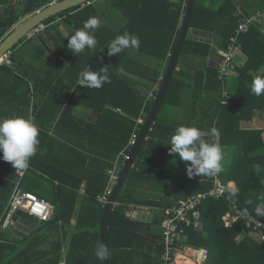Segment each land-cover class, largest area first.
Segmentation results:
<instances>
[{
    "label": "trees",
    "instance_id": "obj_1",
    "mask_svg": "<svg viewBox=\"0 0 264 264\" xmlns=\"http://www.w3.org/2000/svg\"><path fill=\"white\" fill-rule=\"evenodd\" d=\"M53 1L57 0H30L21 15L14 10L0 14V42L22 17L35 14ZM115 1L120 6L126 4L132 12L133 19L129 27L133 31L139 33L142 28L151 31L153 28L157 30L155 33H161L159 36L162 37L157 36L150 42L140 40L142 48H138L153 55L156 60L154 68H132V64L129 65L125 58V52L129 48L116 56H108L109 42L121 34L106 30L103 17L94 5L76 7L50 18L44 23V34L50 37L49 40L36 38L27 42L37 57L48 54L49 49L53 51L51 59L47 61L51 67L45 74V80L34 82L36 101L33 118L39 128V144L36 155L30 159L28 172L36 173L54 185L55 215L52 221L44 223L34 234L24 239L2 234L0 264H61L63 246L67 240L70 246L66 264H104L103 259L95 255L97 246L101 244L100 221L105 207L98 199L109 186V172L114 169L118 158L121 160L124 156H129L132 136L135 133L138 135L142 126L138 121L146 119L157 95V91H154L153 98L149 101L151 89L125 76L122 71L131 70L132 74L152 83L159 82L176 44L188 2L174 0L171 4L170 0H142L143 3H140L141 0ZM236 3L242 7L245 16L236 15ZM258 12L264 13V0H197L192 27L212 33L215 46L224 50L236 34L240 21ZM90 17H99L102 21V27L97 28L94 33L98 44L95 50L86 48L74 55L67 48L68 39L56 21L61 19L70 33H74L83 28L84 22ZM152 19L157 22L153 27L147 25ZM160 22L163 24L161 30L157 25ZM49 41L53 48L48 49ZM240 41L249 60L238 70L236 90L228 95V99L223 98V91H227L229 77L225 82L220 81L218 68H208L205 72L194 69L193 73L182 69L176 71L162 112L140 151L122 192L123 196L137 200L141 206L166 208L170 203L213 189L212 176L189 178L186 162L178 154H169L170 138L180 124L164 118L163 111L181 106L185 93L192 90V110L197 114L191 126L209 133L215 126L219 130L222 146H234L237 157L229 164L221 163V179L227 188L226 196L203 202L200 207L202 227L199 230L187 227L186 240H182L179 245L206 249L207 256L203 264H264V242L254 238L252 231L241 220L230 227H226L223 220L236 205L240 210H247L249 215L264 222V216L255 213L256 206L264 204V140L261 131L244 130L240 126L241 122L251 121L256 110L264 109V93L257 96L251 91L253 79L257 76L264 77V33L260 26L255 25L240 37ZM17 48L18 45L11 51L10 59L16 64L13 52ZM213 54H217L214 46L188 39L181 61L195 58L205 60ZM15 66L21 69V64ZM88 66L93 71L107 66L111 82L99 89L79 86V73ZM5 73L12 71L7 67L0 69V97L7 100V104H0V108L7 107L14 112L20 106L30 105L31 89L28 83L27 89L19 93L16 84L6 83ZM65 89L63 96L67 103L60 98ZM205 95L211 104L209 109L199 106ZM22 97L26 101H22ZM76 106L92 111L97 115V120L88 122L77 117L74 115ZM12 112L10 115L1 114L0 117H12ZM23 117L30 118L27 115ZM56 119L55 137H52L45 126L46 122ZM203 139L211 142L210 138ZM18 171L0 158V218L18 181ZM232 183L234 190L228 189ZM22 187L30 191L23 185ZM82 188H85V192L77 223L73 226ZM230 196L235 199V203L229 199ZM248 200L252 203L247 204ZM118 202L123 205L132 204L127 198ZM125 214L124 206L115 207L111 214L109 246L112 264H162L165 248L158 228L162 216L155 222L144 223L133 221ZM50 236L55 238L51 249H40L45 238ZM187 264L195 263L188 260Z\"/></svg>",
    "mask_w": 264,
    "mask_h": 264
},
{
    "label": "crops",
    "instance_id": "obj_2",
    "mask_svg": "<svg viewBox=\"0 0 264 264\" xmlns=\"http://www.w3.org/2000/svg\"><path fill=\"white\" fill-rule=\"evenodd\" d=\"M29 1L30 0H0V14H5L9 10H14L15 12H17L18 15H21L22 12L25 10L26 6L28 5ZM57 1H53L52 3H55ZM52 3H50L49 5H51ZM140 3H143L142 0ZM170 3L173 4L174 0H170ZM133 4H135V3H133ZM236 4L238 7V11H237L236 15H241V14L244 15L242 7L238 3H236ZM49 5L44 6L39 11L45 9ZM91 5H94L98 9L100 14L102 15V17H103L102 20L105 22V25L107 27L106 30L111 31L114 34L123 35L125 32H128L130 34L137 35L141 41H147V42H150V40H155L157 38V36H159V34H161V33H159V34L155 33V32H157V30H153V28H152V31H151V29L142 28L139 33H137L136 31H133L132 27H129L131 25V20L133 19L132 12L130 11V9L127 8L126 4H121V6H120L119 2H116L115 0H96V1H93L91 3ZM160 6H162V5H160ZM83 7H85V6H83ZM19 8H20V10H19ZM31 16L22 17L20 19V22L15 26V28L18 27L21 23H23L26 19L30 18ZM242 20H244V18ZM144 21H143V23H144ZM241 21H240V23H241ZM57 22L60 25V27H59L60 30L65 35V37H67V39L70 35L74 34L72 32L70 33V30H68V28L64 24H62L61 19H58ZM156 23H157L156 19H152L147 23V25H152V27H153V25ZM157 25H159L158 28H159V30H161L160 27L163 26V24L160 22V24H157ZM258 26H261V25H258ZM41 27H39L40 31L37 34H35L33 36L29 35L27 38L24 39L23 43H19L18 48L13 52V56L15 57L17 64H21L20 70H19V67L17 68V66H15L17 64L14 61L10 60L11 59V53L5 58V62L0 65V69L2 67H7L12 71V73H5V76L7 78L6 83L7 84H12V83L16 84L17 87L19 88V91H18L19 93H23L27 89L26 83H28V86L31 89V94L29 95V99H30L31 103L28 106H24V107L20 106L19 109L17 108V110H15L14 112L9 110L7 107L0 108V116H2L1 114H5V113L10 115V113L12 112L13 116H16V115L25 116V115H27L28 117L33 118L35 101H36V99H35L36 95L34 92V82L41 81L43 79L45 80V74L47 73V70H49L51 67L50 62L48 63L47 61L49 60V58L51 59V53L53 52L51 49H49V48H53L52 43L50 41H49L50 47H48L50 54L48 53L46 55H43L42 57H41V55L39 57H37L34 49H31L27 45V42L34 40L36 38L39 40L40 39L41 40H47V39L49 40L50 37L48 35L44 34L46 26L43 25L42 29H41ZM192 29L197 30L193 27H192ZM197 31H199L200 34L192 36L189 39L192 41H195V42L206 43V44H209L206 42V40H212L213 43L210 45L214 46V49L217 51V54H213L212 56H209L205 60H201V59L199 60V59L195 58L192 60L188 59L185 61H181V59H180L177 70L182 69L183 71H186V72L188 70H190V72L193 73L194 69L198 70V71L205 72L208 68H214V69L218 68V63L220 61L218 51L220 50V48L215 46L213 34L209 33V32H205V31H201V30H197ZM159 37H162V36H159ZM195 38L198 40H195ZM140 48H142V43L140 44ZM54 57H55V55H53V58ZM59 58H60V56H59ZM125 58L129 61V65L132 64L130 66H132V68H134L136 70H139L138 69L139 67L154 68L156 66V60L153 58V55L147 53L145 50L129 48L125 52ZM248 60H249L248 56L244 53V51L242 49V51L236 56V59H235L236 70H235L234 74L231 77H229V79L227 81V94L228 95L236 90L237 79H238V70L243 68L248 63ZM8 63H10V64H8ZM189 67L193 70H191ZM164 72H165V70L162 72L158 83H152L151 81L146 80V79H144L138 75L132 74L133 71H131V70H123L122 74L131 78L135 82L140 83V85L142 84L144 86L149 87L151 90H150L148 100L150 101L153 98L152 93H154V91H158V88H159L160 83H161V78L163 77ZM19 79H23V80H19ZM65 92H66V89L60 94V98H61L62 102L67 103V100H65V98L63 96V94ZM207 97L208 96L205 95L204 99L200 100V103H202V104H199V106H201L202 109H209V107L211 106L209 98H207ZM5 99L6 98H2V96H1L0 97V104H4V103L7 104V100H5ZM21 100L26 101L24 97H22ZM37 101H39V100H37ZM23 111L25 114L23 113ZM48 112H50V111H48ZM161 112H162V110H161ZM196 114L197 113L192 110V90H188L187 93H185L184 100H183L181 106H179L177 108H172V109L167 108L165 111H163V117L166 118L168 121H170L172 123H178L180 125H185V126H191L192 125V120L195 118ZM74 115H76L77 117H80L81 119H85L88 122H95L97 120V115H95V113H93L90 110H87L86 108H84L82 106H76L75 107ZM56 122H57V119L54 121L46 122V126H45L46 131L48 130L49 135L52 137H55L54 129H55ZM240 126L244 130L261 131L262 132V139L264 140V109L263 110H256L253 119L251 121L241 122ZM201 132H202V138H210L211 142H212L213 137L210 135L209 132H205L202 130H201ZM220 138H221V136H220ZM221 146H222V144H221ZM0 154H2V153H0ZM222 156H223V158H222L221 163L229 164L232 161H234L235 157H236L235 147L234 146H226V147L222 146ZM118 160L122 164L125 163V161L123 163V161H122L123 159L120 160V157L118 158ZM228 189L234 190L235 189L234 184L233 183L230 184ZM84 192H85V188H82L81 197L79 199L78 206L76 208V213H75L74 219L72 221L73 226H75L77 223L80 204L82 202ZM142 206L145 207L146 205H142ZM136 207H137V205H135L133 203L128 204V205L127 204L124 205V208L126 209L125 215L133 221L152 223V222H155V220L160 216V215H157L156 211H150V210H147V208L136 209ZM6 208H7V206L3 210V214L0 218V221L2 220V218L5 214ZM41 225H43V224H40L39 227ZM38 228L35 231H37ZM158 228L160 230V225ZM35 231H33L31 234H34ZM160 232H161V230H160ZM2 234H4L6 237H8V235H9L6 232H3V233H0V237L2 236ZM60 234H62V231H60ZM51 238L52 237H50L48 239H51ZM60 238L62 239L63 235H61ZM45 239H47V238H45ZM67 242H68V245L66 247L67 250L63 246V260H62L61 264H66V255H67V252H68L69 246H70L69 240H67ZM46 244L47 243L43 244L40 247V249L43 248L44 251H48L49 249H51V247H52L51 243H48L50 246L49 249L45 248ZM64 245H66V244H64ZM188 248H195L194 250H196V251L199 250L198 253L200 256V251L202 250L201 248L185 246V251L181 254V257L183 259L179 260L176 264H187L188 260H190L194 263L196 262L197 264H201V263H199V261L197 262L194 258H192V257H195V256H193L192 253L186 251V249H188ZM206 252H207V250H206ZM185 253L192 254V255H190L191 258L190 259L189 258L184 259ZM196 256H197V254H196ZM206 256H207V253H205V255L202 259L203 263H204Z\"/></svg>",
    "mask_w": 264,
    "mask_h": 264
},
{
    "label": "clouds",
    "instance_id": "obj_3",
    "mask_svg": "<svg viewBox=\"0 0 264 264\" xmlns=\"http://www.w3.org/2000/svg\"><path fill=\"white\" fill-rule=\"evenodd\" d=\"M102 27L99 17L88 18L83 28L75 30L68 37L67 48L75 55L83 52L86 48L95 50L98 41L94 35L95 30ZM140 39L137 35L125 32L116 36L107 46L108 56H116L125 49H138ZM108 67H101L93 71L88 66L79 73L77 83L88 89H99L105 83H110ZM251 91L259 96L264 93V77L257 76L251 84ZM210 135L218 138L219 130L213 126ZM39 128L34 118L23 116L0 117V153L2 160L9 162L15 170H26L30 159L36 155L39 144ZM169 154H178V157L186 162L187 175L212 176L221 171L222 146L217 142H208L202 138V132L195 126L178 125L170 138ZM235 203L233 197H229ZM251 204L252 201H246ZM255 213L264 216V204L257 205ZM95 255L99 259H106L109 255L104 244H99Z\"/></svg>",
    "mask_w": 264,
    "mask_h": 264
},
{
    "label": "built area",
    "instance_id": "obj_4",
    "mask_svg": "<svg viewBox=\"0 0 264 264\" xmlns=\"http://www.w3.org/2000/svg\"><path fill=\"white\" fill-rule=\"evenodd\" d=\"M188 1V0H187ZM264 21V13L258 12L255 15L244 18V22L239 24L236 30V34L230 40L227 48L219 50L218 55L220 61L218 63V74L219 80L225 82L226 78L231 77L236 70V56L242 51L243 45L240 41V37L246 34L252 26L261 25ZM43 26L41 27V29ZM39 28L30 33L33 36L39 32ZM5 62V59L0 62V65ZM10 64V63H8ZM223 98L228 99L229 96L227 91H223ZM225 103V101H224ZM143 120L138 121L139 125L143 124ZM137 134L132 136L130 146L132 147L137 139ZM212 142H217L221 145L220 135L218 138H212ZM128 156H124V161ZM123 164L118 160L115 167L110 171V182L105 193L99 197V202L106 206L109 202V198L113 193V188L118 181L121 173ZM30 166L28 167V169ZM28 169L19 170L17 172L18 181L8 202L5 214L0 221V232H8L14 225V218L16 214L21 211L29 215L30 217L36 218L40 224L49 223L55 215L54 205L40 197L31 191L25 190L23 180L28 173ZM214 181V187L207 193H200L190 198L175 202L166 208H160L157 206H141L137 205L136 209L147 208L150 211H156L157 215L162 216V222L160 224V230L163 237V243L165 253L163 255L162 264H176L184 252L185 247L179 246L182 240H186L185 229L187 227H194L199 230L202 227L201 211L200 207L204 201L210 198L220 199L226 196L227 188L222 182L221 171L212 175ZM123 204L117 202L114 206L121 207ZM26 207V208H25ZM139 211V210H138ZM226 227H230L234 222L241 220L245 223L246 228L252 231L254 238L264 242V222L257 219L256 217L249 215L247 210H240L236 205L232 208V212L228 213L224 218ZM196 261H199V253L195 256Z\"/></svg>",
    "mask_w": 264,
    "mask_h": 264
},
{
    "label": "water",
    "instance_id": "obj_5",
    "mask_svg": "<svg viewBox=\"0 0 264 264\" xmlns=\"http://www.w3.org/2000/svg\"><path fill=\"white\" fill-rule=\"evenodd\" d=\"M93 1L94 0H61L52 3L41 11L36 12L18 27H16L5 39H3V41L0 42V62H2L22 40L27 38L33 31L43 26L44 23L50 18L56 17L59 14L67 12L76 7L91 5ZM196 3L197 0H188L187 2L186 12L181 19L179 35L170 55L164 75L161 78V83L154 99L153 106L141 126L137 139L129 152L128 158L125 160V163L122 166L121 173L117 183L113 188V193L109 198V202L104 207L100 221V236L101 244L106 246L109 253L107 258L103 259L104 264H112L109 246V227L114 206L119 200L125 198L129 199L131 203L139 205L137 200L123 196V189L128 181L131 171L134 168L137 157L145 142L148 140L149 134L153 129V126L155 125L157 118L164 106L181 56L183 54L185 44L190 37L200 34L199 31L192 29ZM241 22H244V20ZM260 29L264 33V21L261 24ZM195 40L198 39L195 38ZM206 42L209 44L213 43L212 40H206ZM23 186L29 189L32 193L37 194L52 203L56 202V195L52 182L36 173L28 172L23 180ZM170 204L172 205L174 203ZM39 225L40 223L36 218L30 217L26 213L19 211L14 218V225L12 226L10 232L13 237L24 239L33 231H35ZM205 253H207L206 249H202L200 251L199 257L201 261Z\"/></svg>",
    "mask_w": 264,
    "mask_h": 264
},
{
    "label": "rangeland",
    "instance_id": "obj_6",
    "mask_svg": "<svg viewBox=\"0 0 264 264\" xmlns=\"http://www.w3.org/2000/svg\"><path fill=\"white\" fill-rule=\"evenodd\" d=\"M19 10H20V8H19ZM56 23H58L57 21H56ZM123 161V160H122ZM26 208V207H25ZM7 234H9V235H11L10 233V231H8V232H6ZM51 237V236H50ZM50 237H48V238H50ZM45 239V243H47L46 245H45V248H47V249H49L50 248V246H49V244L48 243H53L54 241H55V238L54 237H52L51 239ZM44 243V244H45ZM64 244H66V245H64V247L66 248L67 247V245H68V242H66V243H64ZM43 249V248H42ZM66 250H67V248H66ZM185 251V250H184ZM191 252H193L192 250H190V253ZM197 252L198 251H196V250H194V252L192 253L193 254V256H195V253L197 254ZM192 254H188V253H185V258L184 259H190L191 257H190V255H192ZM192 258H194L195 259V257H192ZM196 260V259H195ZM199 263H203V261H201V259H200V257H199ZM195 264H197L196 262H195Z\"/></svg>",
    "mask_w": 264,
    "mask_h": 264
},
{
    "label": "bare ground",
    "instance_id": "obj_7",
    "mask_svg": "<svg viewBox=\"0 0 264 264\" xmlns=\"http://www.w3.org/2000/svg\"><path fill=\"white\" fill-rule=\"evenodd\" d=\"M190 250H192L193 252H194V249L193 248H188V249H186V251L187 252H190ZM199 251V250H198ZM193 252H191V253H193ZM198 253V252H197ZM195 256H196V253H195Z\"/></svg>",
    "mask_w": 264,
    "mask_h": 264
}]
</instances>
